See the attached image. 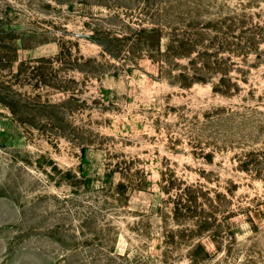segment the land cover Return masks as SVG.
Instances as JSON below:
<instances>
[{
	"label": "rangeland",
	"instance_id": "rangeland-1",
	"mask_svg": "<svg viewBox=\"0 0 264 264\" xmlns=\"http://www.w3.org/2000/svg\"><path fill=\"white\" fill-rule=\"evenodd\" d=\"M0 264H264V0H0Z\"/></svg>",
	"mask_w": 264,
	"mask_h": 264
}]
</instances>
